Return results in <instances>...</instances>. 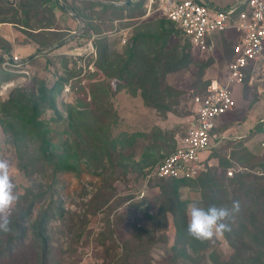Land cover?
<instances>
[{"label": "rangeland", "instance_id": "rangeland-1", "mask_svg": "<svg viewBox=\"0 0 264 264\" xmlns=\"http://www.w3.org/2000/svg\"><path fill=\"white\" fill-rule=\"evenodd\" d=\"M56 1L68 9L57 8ZM50 6L46 0H0V62L5 54L17 55L26 60L29 73L16 74L0 64V159L11 166L18 196L11 221H17L19 206L36 199L32 219L18 223L17 233L25 229L26 234L19 249L12 256L0 255V264H103L111 246L123 252L132 224L147 208L150 214L160 209L167 182L149 181L148 171L175 151L189 129L194 95L215 80L224 81L240 35H217L214 49L200 52L170 23L159 0H53ZM140 35L137 54L158 80H149V89L153 84L159 94L152 99V90L147 92L124 70L131 41ZM47 39L62 42L43 49L35 42ZM257 87H234L238 106L224 119L226 139L210 154L206 172L216 173L219 181L229 169L234 175L262 171L254 165L242 168L247 151L264 158L258 124L263 96ZM42 88L47 97L34 119L37 132L27 121ZM39 134L62 169L43 165ZM158 136H163L160 144L154 142ZM205 181L178 189L186 214L190 203L201 206ZM53 199L61 210L52 214L45 251L32 224ZM176 231L168 214L167 226H160L149 242L148 264H213V252L224 259L234 254L220 234L206 251L191 253V262L174 251Z\"/></svg>", "mask_w": 264, "mask_h": 264}, {"label": "trees", "instance_id": "trees-1", "mask_svg": "<svg viewBox=\"0 0 264 264\" xmlns=\"http://www.w3.org/2000/svg\"><path fill=\"white\" fill-rule=\"evenodd\" d=\"M196 1L200 2L201 0ZM46 3L50 6L53 3V0H46ZM55 5L61 10L68 9L65 6L60 7V3L58 1L55 2ZM170 23L175 25L171 21ZM177 29L179 28L177 27ZM165 34L170 36L172 34V31ZM156 37L157 36H151V38L153 39H155ZM140 38L141 35L140 37L131 41L132 47L127 53L124 70L127 72V74L134 77L135 80L138 79L139 82L145 87V90L147 92H150L149 90H152L153 95L150 97V99H152L153 96L159 95L157 93L156 86L153 85L154 83H157L158 80L155 76L156 73H153L152 71L153 68H151V66L148 67L145 61L139 58V53L137 54V52L139 51V41L137 42V40H139ZM156 40L157 42H159L160 38L158 37ZM35 42L43 49L54 47L58 44H61L62 41H56L55 43H53L52 41L47 39L35 40ZM6 51L8 53L10 52L7 49ZM24 61L26 60L24 59ZM2 62L3 60L0 62V64H2ZM150 77L153 80V84L149 89V83L152 82L149 81L151 79ZM45 90V88H42L40 90L41 95L33 103L30 110L31 116L27 121L31 126L34 127V129L36 128L37 132L38 127L37 124H35L34 119L38 115L39 105L47 97V95H45ZM195 96L196 95H194V97ZM259 124L262 126L264 125V122H259ZM40 132L42 133V131ZM38 136L39 141L41 140L39 142V151L41 153V156L45 159L43 160V165L48 164L51 167L50 170L53 171L62 169L54 160L51 146L48 144L49 146L47 145L46 148H44V145L47 141L46 137L44 138V134H39ZM162 138L163 136H158L154 142L156 144H160L159 142H162ZM243 151L245 150L243 149ZM242 158L244 159V161H242V168H247L248 166L254 165L255 167H261L262 171L260 173H252L245 171L242 172L241 170L238 173H235L233 177H223L220 181L218 180V177L216 179V173L213 172L205 173L197 179L187 181L157 178L150 179L149 181H156L157 185L159 186L167 182L166 187L162 188L159 197V201L161 203L160 209L155 214H150V210L149 208H147L144 211L142 218L138 220V222L132 224V232H130L131 237L130 240L124 242L122 248L123 252H115V247L111 246L110 249L113 252L112 254H110V259H106L103 264H148L149 260H147V256L151 247L149 242L150 240H154V238L152 237H154L155 232L160 226H167L168 214H172L173 222L177 230V240L176 245L174 246L175 252L182 251L181 257L193 262L194 259L190 255L191 253L199 255L201 251H206L210 240H198L193 238L188 233V215L182 207L177 192L180 186H184L187 184L188 186L189 184L194 185L197 180H203V178L206 179V181L202 183V187L205 190L202 197L201 207L207 208L214 205L217 207L224 206L231 208L234 201H238L240 206L239 212L234 213L228 219V221H226V223H228L229 225V228L223 233L227 241L234 249V254L230 255L228 259H224L213 252L210 257L213 261V264H264V158L252 155L248 151L246 152L245 157L243 156ZM36 166L38 167L39 165L34 164V167ZM153 167H151L150 169H152ZM64 169L68 174L73 173L71 167L69 166H65ZM209 190H211V194ZM39 197L40 194L37 195V198ZM26 203L27 204L24 206V208H21L19 206V217H17V221L15 219L11 221V230L9 232L0 231V233H5L3 234V236L7 235L4 239H2V237L0 236L1 256L14 255L15 251L19 249L18 245L20 244V242H22V239L26 235L25 229H21V232L18 234L17 231L20 228L17 229V226L19 222H25L28 217L29 219H32L33 210L36 206V199H30V201H26ZM44 209L45 210L43 211L40 209V214L36 217L34 223L32 224V231L36 240L42 244V249L47 251L49 242V224L51 222V217L52 214L59 213L61 207L53 199L51 200V204L46 206ZM194 240L199 241V243L195 242ZM182 241L183 246L179 247L178 244H180V242ZM184 241L186 242L184 243ZM237 249H239V251H237ZM3 260L5 259L3 258L2 261ZM171 263L176 264L175 262Z\"/></svg>", "mask_w": 264, "mask_h": 264}, {"label": "built area", "instance_id": "built-area-1", "mask_svg": "<svg viewBox=\"0 0 264 264\" xmlns=\"http://www.w3.org/2000/svg\"><path fill=\"white\" fill-rule=\"evenodd\" d=\"M159 7L200 52L214 49L216 35H240L224 81H213L202 95L194 97L196 108L189 129L179 138L175 151L147 174L148 180H194L209 170L210 163L203 154L225 138L218 132V120L238 106L234 87L257 85L258 93L264 96V0H244L240 7L230 9L213 8L203 0H159ZM25 64L17 55L5 54L1 65L13 73L28 75ZM227 175L234 176V171L229 169Z\"/></svg>", "mask_w": 264, "mask_h": 264}, {"label": "clouds", "instance_id": "clouds-1", "mask_svg": "<svg viewBox=\"0 0 264 264\" xmlns=\"http://www.w3.org/2000/svg\"><path fill=\"white\" fill-rule=\"evenodd\" d=\"M18 196L11 176V166L6 159H0V231L9 232L10 210L16 205ZM239 202L234 201L231 208L224 206L201 207L190 203L187 207L188 233L198 240H211L214 236L228 230V219L239 212Z\"/></svg>", "mask_w": 264, "mask_h": 264}, {"label": "crops", "instance_id": "crops-1", "mask_svg": "<svg viewBox=\"0 0 264 264\" xmlns=\"http://www.w3.org/2000/svg\"><path fill=\"white\" fill-rule=\"evenodd\" d=\"M203 1H205L206 3L211 5L213 8L230 9V8H238V7H240L244 0H203ZM61 6H63V5L60 3V7ZM193 104H194V102H193ZM263 104H264V96H263V102H262V106H261L262 111H263ZM195 108H196V106L194 104V109ZM226 116H224V117H222L221 119L218 120V124H219L218 132H219V134L225 135V138H223V139H221L219 141V143H218L219 145H217L216 147H213L209 152H206V153L203 154L204 158H207L208 161H209V156L213 152V150L219 148L220 145L223 143V141L226 139V133L223 132V129L221 127V126H223V122H224V119H225ZM259 122H262V121H259ZM260 128H261L260 132L264 134V125L261 126Z\"/></svg>", "mask_w": 264, "mask_h": 264}, {"label": "water", "instance_id": "water-1", "mask_svg": "<svg viewBox=\"0 0 264 264\" xmlns=\"http://www.w3.org/2000/svg\"><path fill=\"white\" fill-rule=\"evenodd\" d=\"M128 2H130V1H128ZM8 86H9V85H8ZM8 86L6 87V89H10L13 85H12L11 87H8Z\"/></svg>", "mask_w": 264, "mask_h": 264}]
</instances>
